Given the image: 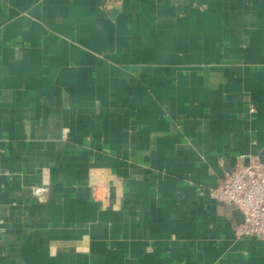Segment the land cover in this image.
I'll list each match as a JSON object with an SVG mask.
<instances>
[{
	"label": "crops",
	"instance_id": "0c3cea01",
	"mask_svg": "<svg viewBox=\"0 0 264 264\" xmlns=\"http://www.w3.org/2000/svg\"><path fill=\"white\" fill-rule=\"evenodd\" d=\"M247 154L264 0H0V264H264L208 195Z\"/></svg>",
	"mask_w": 264,
	"mask_h": 264
},
{
	"label": "built area",
	"instance_id": "2783aa9c",
	"mask_svg": "<svg viewBox=\"0 0 264 264\" xmlns=\"http://www.w3.org/2000/svg\"><path fill=\"white\" fill-rule=\"evenodd\" d=\"M115 4L116 0H104L107 9ZM4 174L8 175L0 166V177ZM49 193L47 184L34 186L30 192L39 201L46 200ZM99 194V188L94 186V199L103 201L104 198H100ZM208 195L221 204L237 209L243 215V221L234 228L236 240L256 238L264 241V161L258 155L240 156L232 171L216 187L208 189Z\"/></svg>",
	"mask_w": 264,
	"mask_h": 264
},
{
	"label": "water",
	"instance_id": "95a60500",
	"mask_svg": "<svg viewBox=\"0 0 264 264\" xmlns=\"http://www.w3.org/2000/svg\"><path fill=\"white\" fill-rule=\"evenodd\" d=\"M116 9H117V7H114V8H113V10H116ZM234 209H235V208H234ZM235 210H237V209H235ZM237 211H238V210H237Z\"/></svg>",
	"mask_w": 264,
	"mask_h": 264
}]
</instances>
